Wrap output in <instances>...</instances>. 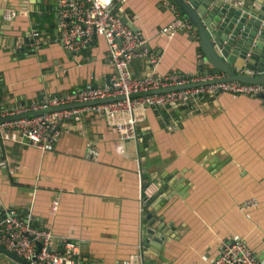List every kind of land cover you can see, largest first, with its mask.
I'll return each instance as SVG.
<instances>
[{"label":"crops","instance_id":"crops-1","mask_svg":"<svg viewBox=\"0 0 264 264\" xmlns=\"http://www.w3.org/2000/svg\"><path fill=\"white\" fill-rule=\"evenodd\" d=\"M59 1L0 0V107L65 95L87 82L101 86L115 76L104 38L71 55L59 44L33 46L34 14L43 11L42 32L53 34ZM113 4L159 58L157 75L211 69L200 66L199 36L183 28L166 36L175 15L162 0ZM8 10L17 17L6 20ZM147 69V60H134L136 76ZM175 111L177 129L148 111L138 127L148 135L142 156L140 144L120 141L94 113L70 121L46 151L20 142L16 132L0 133V164L7 165L0 166V215L7 208L30 211L58 241L78 242L89 264H116L135 253L148 223L163 243L156 253L144 249L145 264H209L224 240H243L264 263V99L223 94L210 105L191 101ZM0 264L12 263L0 253Z\"/></svg>","mask_w":264,"mask_h":264},{"label":"built area","instance_id":"built-area-1","mask_svg":"<svg viewBox=\"0 0 264 264\" xmlns=\"http://www.w3.org/2000/svg\"><path fill=\"white\" fill-rule=\"evenodd\" d=\"M162 1L164 7L173 11L175 15L173 24L165 30L166 36L172 38L176 34V29L183 28L191 36L197 37L195 27L181 13L178 6L170 0ZM224 3L237 8L243 6L241 0H224ZM57 11L59 24L56 26V31L53 34H43L34 30L31 33L33 46L38 48L44 44H59L66 51L79 54L95 38H104L109 48L110 63L116 71L115 76L101 86L87 82L82 88L65 95H53L2 106L0 119L105 99H122L0 123V133L16 132L20 142L46 151L61 137L63 130H68L70 121L80 122L85 113H94L104 118L105 123L117 133L120 141L139 145L143 138L138 133V127L145 122L149 110H153L160 122L166 124L168 128L177 129L178 120L171 119L168 123L163 121L164 118L158 115V112L162 111L165 115L171 116L173 110L191 101L200 105L203 103L210 105L223 94L264 99V83L223 81L226 78L223 73L210 71L186 75L172 72L157 75L159 58L148 48L147 40L140 32L133 31L122 22L115 12L113 0H60ZM17 15V11L8 10L5 19L11 21ZM140 47L143 48L138 51ZM138 58L148 61L147 74L140 77L132 71V64ZM203 83L211 84L202 85ZM174 87L186 88L131 97L135 94ZM97 154V148L90 143L89 157L95 158ZM0 166L7 168L4 162ZM146 188H142L144 198L147 197ZM246 204L256 205L251 200ZM58 206L59 201L56 199L53 201V211H56ZM57 241L52 230L36 225L30 211L20 214L15 209L7 208L1 212L0 246L16 253L29 264H89L84 261L81 245L78 242L62 238L58 241L61 243L60 248L56 249V245H59ZM116 264H145L141 246L139 245L135 253ZM209 264L264 263L243 240H224L219 255Z\"/></svg>","mask_w":264,"mask_h":264},{"label":"water","instance_id":"water-1","mask_svg":"<svg viewBox=\"0 0 264 264\" xmlns=\"http://www.w3.org/2000/svg\"><path fill=\"white\" fill-rule=\"evenodd\" d=\"M170 1L178 6L181 13L193 24L198 33L199 44L202 49L200 66L202 67L205 63L211 68L204 71L205 73L210 71L212 73H223L226 76L223 81H241L249 84L264 83V0H241L243 6L240 8L231 6L229 3H224V0ZM55 19L54 27L59 24L58 15L55 16ZM121 20L127 25V19L125 17H121ZM142 48H138V51H141ZM67 52L69 55L74 54L69 51ZM200 72H203V68L200 69ZM208 84L211 83H203L202 85ZM186 87L162 89L159 91L135 94L131 97L165 93ZM121 99H105L52 108L2 118L0 119V123L65 109L95 106ZM147 219L152 220L149 217ZM152 226L153 223H148L142 227L141 248L143 252L144 249L149 248L156 253L158 251V244L163 243V237H158L156 235V229ZM164 226L160 228L165 230ZM0 253L4 254L12 264H29L28 261L2 246H0Z\"/></svg>","mask_w":264,"mask_h":264},{"label":"trees","instance_id":"trees-1","mask_svg":"<svg viewBox=\"0 0 264 264\" xmlns=\"http://www.w3.org/2000/svg\"><path fill=\"white\" fill-rule=\"evenodd\" d=\"M40 10V9H39ZM40 11H42V10H40ZM44 15V13H43V11H42V13H35L34 14V16L36 17V20L39 22V26H36V31L37 32H39V33H43L42 31H44V22L46 21L45 19H41L40 17L41 16H43ZM47 32L50 34V33H52L53 32V29H51V28H48V30H47ZM192 105H189L188 107H185V108H190ZM158 115H160L161 117H163L162 119H163V121H166V122H168V123H170V120L172 119V118H179L180 116H181V114L180 113H178L177 111H172V113H171V116L170 115H168V114H166L165 115V112H162V111H160V112H158ZM162 121V122H163ZM166 124H164V123H162V126H165ZM138 133H139V135L143 138V140H142V142L140 143V149H139V153H140V155L142 156V152H143V149H144V147H145V145H146V140L148 139V135H147V133L146 132H142V131H138ZM149 137H150V135H149ZM143 179H144V176H143ZM145 184L143 185V189H145L146 187H148L147 185H148V183L145 181L144 182Z\"/></svg>","mask_w":264,"mask_h":264}]
</instances>
